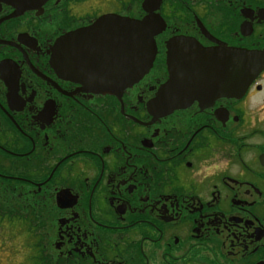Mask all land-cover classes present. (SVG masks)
<instances>
[{"label": "flooded vegetation", "instance_id": "af4514ba", "mask_svg": "<svg viewBox=\"0 0 264 264\" xmlns=\"http://www.w3.org/2000/svg\"><path fill=\"white\" fill-rule=\"evenodd\" d=\"M6 221V264H264V0H0Z\"/></svg>", "mask_w": 264, "mask_h": 264}, {"label": "water", "instance_id": "95a60500", "mask_svg": "<svg viewBox=\"0 0 264 264\" xmlns=\"http://www.w3.org/2000/svg\"><path fill=\"white\" fill-rule=\"evenodd\" d=\"M148 21V20H146ZM149 22V21H148ZM134 34L135 36H138L141 40L137 41L135 39L134 41V45H135V61H134V74H133V78H134V83H136L148 70V67L150 65V62L148 64L145 65H139L137 64L136 60L142 55H148V51H150V53H154L155 49L153 46V35H152V31L148 30V23L147 22H142V23H134ZM144 36H148L147 39H149V41L151 40L152 42H149L148 40H146L144 38ZM147 42L150 43L151 47L147 48V46L149 45ZM142 45L144 46L142 48ZM62 46H63V42H58L57 43V50L59 51V55L61 56L62 53ZM146 56L144 57L146 59ZM152 59L153 55L150 56ZM245 60H246V73L245 76L246 78L248 77H254V75L257 73L258 71V65H255L252 59V56L250 54H246L245 55ZM173 65L170 64V80L169 82L162 87L159 92H158V96L157 99L154 102V105L156 107H159L160 105V101H165V104L163 105V110L165 109V111H163V113H168V112H172L174 111L176 108H178L179 106H182L184 104V100L186 97H183V101L181 103H179L176 99V95L175 93L177 92L176 86H175V72L173 69ZM249 79V78H248ZM247 79V83L248 80Z\"/></svg>", "mask_w": 264, "mask_h": 264}, {"label": "rangeland", "instance_id": "374dc122", "mask_svg": "<svg viewBox=\"0 0 264 264\" xmlns=\"http://www.w3.org/2000/svg\"><path fill=\"white\" fill-rule=\"evenodd\" d=\"M19 228L20 225L16 222L6 221L4 228L2 230L0 229V264H6L4 262H6L8 259H4L8 257V251L17 252L22 250L20 252H23V248L20 245L21 241L15 238ZM25 264L27 263L25 262Z\"/></svg>", "mask_w": 264, "mask_h": 264}]
</instances>
